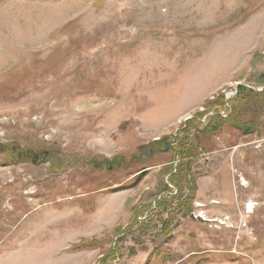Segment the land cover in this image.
<instances>
[{"label":"rangeland","instance_id":"1","mask_svg":"<svg viewBox=\"0 0 264 264\" xmlns=\"http://www.w3.org/2000/svg\"><path fill=\"white\" fill-rule=\"evenodd\" d=\"M0 264H264V0H0Z\"/></svg>","mask_w":264,"mask_h":264},{"label":"water","instance_id":"2","mask_svg":"<svg viewBox=\"0 0 264 264\" xmlns=\"http://www.w3.org/2000/svg\"><path fill=\"white\" fill-rule=\"evenodd\" d=\"M249 132V131H248ZM168 149V148H167ZM170 150V149H168ZM152 153V152H151ZM192 218L193 219H196V220H199V221H203V222H206L207 220L205 218H203L202 216H196V215H192Z\"/></svg>","mask_w":264,"mask_h":264},{"label":"built area","instance_id":"3","mask_svg":"<svg viewBox=\"0 0 264 264\" xmlns=\"http://www.w3.org/2000/svg\"><path fill=\"white\" fill-rule=\"evenodd\" d=\"M214 98V96L212 97V99ZM211 99V98H210ZM202 214H200L199 216H201ZM203 218H205L204 216H202ZM148 218V215H144L143 217L139 218L141 221H144Z\"/></svg>","mask_w":264,"mask_h":264},{"label":"flooded vegetation","instance_id":"4","mask_svg":"<svg viewBox=\"0 0 264 264\" xmlns=\"http://www.w3.org/2000/svg\"><path fill=\"white\" fill-rule=\"evenodd\" d=\"M27 156H28L29 158H32V157H33L32 154H27ZM35 158H36V160L40 159V157H38V156H35Z\"/></svg>","mask_w":264,"mask_h":264},{"label":"crops","instance_id":"5","mask_svg":"<svg viewBox=\"0 0 264 264\" xmlns=\"http://www.w3.org/2000/svg\"><path fill=\"white\" fill-rule=\"evenodd\" d=\"M248 63V60L246 61V64ZM220 86H222V84L220 85ZM211 93H209V95H210ZM207 98V97H206ZM206 98H203L202 99V101H201V104H203L204 102H205V100H206Z\"/></svg>","mask_w":264,"mask_h":264},{"label":"bare ground","instance_id":"6","mask_svg":"<svg viewBox=\"0 0 264 264\" xmlns=\"http://www.w3.org/2000/svg\"><path fill=\"white\" fill-rule=\"evenodd\" d=\"M251 212H253V210H250ZM202 216V215H201ZM206 219V218H205Z\"/></svg>","mask_w":264,"mask_h":264}]
</instances>
